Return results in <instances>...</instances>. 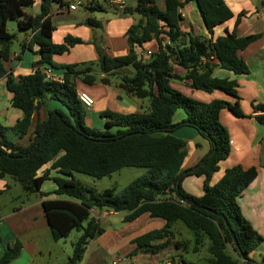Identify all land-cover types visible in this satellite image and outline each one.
I'll use <instances>...</instances> for the list:
<instances>
[{"label": "trees", "instance_id": "16d2710c", "mask_svg": "<svg viewBox=\"0 0 264 264\" xmlns=\"http://www.w3.org/2000/svg\"><path fill=\"white\" fill-rule=\"evenodd\" d=\"M76 1L41 0L40 14L23 18V9L32 6L34 0H0V80L7 79L10 103L22 112V118L14 126L5 127L0 123V179L9 177L25 194L45 198L42 207L53 241L68 238L73 230L82 232L73 245L69 264H80L89 243L104 233L99 221L92 217L93 210L124 213L127 223L145 214L165 222L162 229L135 238L132 255L139 251L160 254L171 247L176 251L191 249L199 253L208 242V264H256L250 254L264 239L243 216L238 200L257 178V169L235 166L227 169L218 183L210 184L219 163L231 153V139L221 122V112L228 110L236 117L244 116L237 81L217 79L213 76L214 70L219 68L236 76L248 74L249 68L239 53L261 35H236L235 30L244 16L241 13L234 31L226 30L224 36L214 40V28L232 17L224 6L215 9L213 20L208 23L209 37L183 33L181 10L197 0H164L165 10L158 8L157 0H137L135 8L125 9L126 14L141 16L126 33L129 53L114 58L101 57L98 64L107 77H117L119 88L126 94L148 100L150 109L147 113L132 114L105 111L100 115L105 120V130L97 131L85 123L75 83L78 78L93 84L95 77L88 75L90 69L80 72L76 65L53 62L54 56L82 44L80 39L67 37L62 45H56L52 39L53 5H58L60 10L69 9ZM203 3L206 15L211 5L207 0ZM83 8L92 13L102 11L97 0H90ZM12 20L17 21L19 30L33 33L31 41L22 44L23 49L38 46L41 58L38 65L63 70V82L48 80L45 69L40 67L27 76L7 72L4 63L10 59L15 38L7 29ZM87 21L96 24L91 18ZM152 41L157 43V51L149 59H141L137 49ZM175 65L185 71L183 76L175 73ZM129 66L135 70L133 76L118 71ZM174 80L188 81L193 89L206 93L218 90L237 101L235 104L223 100L203 103L173 89ZM101 82L107 85L108 79ZM49 100L59 102L65 111L48 109ZM41 109L45 110V118H37L30 131L33 118ZM179 110L186 114V119L174 124L173 118ZM257 110L262 114L255 120L264 126V106H258ZM182 126L197 130L208 141L212 152L196 173L187 170L183 177H205L201 197L187 194L182 188L183 179L178 186L184 172L187 146L174 132ZM9 136L13 137L11 141ZM27 136V145L14 142ZM47 166L49 168L44 170ZM125 168H145L147 172L120 193L116 188L98 192L74 178V174H83L104 179ZM52 171L57 173L56 177H51ZM49 180L55 183L56 189L44 193L41 189ZM85 222L87 226L83 225ZM179 222L191 232L193 240L177 239L173 227ZM21 248L19 242L8 247L0 264L16 259ZM169 264L191 263L180 254L172 256Z\"/></svg>", "mask_w": 264, "mask_h": 264}, {"label": "crops", "instance_id": "0c3cea01", "mask_svg": "<svg viewBox=\"0 0 264 264\" xmlns=\"http://www.w3.org/2000/svg\"><path fill=\"white\" fill-rule=\"evenodd\" d=\"M207 1L210 3L211 8L206 11V15L203 11V0L194 1L181 10L183 19L180 23V28L183 33L192 32L196 36L209 37L208 23L213 20L212 16L215 13V9L224 6L230 11L232 17L214 28V40L224 36L226 30L233 32L237 18L241 13H244V16L235 30L236 35L238 37L261 35L259 40L239 53V57L243 59L249 68L248 74L236 76L219 68L214 70L213 76L217 79L237 81L239 105L244 116L236 117L228 110L221 112V122L227 128L231 139V153L226 160L219 163V170L213 176L212 183L213 185L218 183L226 170L235 166H241L245 170L257 169V178L243 192L238 202L243 216L264 239V126L255 120L257 115L262 114L261 111L257 110V107L264 106V0ZM119 2H124V6H119ZM97 3L102 7V11L93 13L85 11L82 6L76 11H69V9L60 10L58 5H53L51 15V22L54 27L53 43L62 45L67 37L82 41V44L70 48L67 53L54 56L53 62L57 65H76L78 66L77 70L80 72L84 69H90L88 75L95 77L93 84L85 83L78 78L75 83L77 94L85 92L94 98L95 105L90 109L92 112L98 111L99 115L105 111L120 114L149 112V105L144 100L133 98L125 92L121 93L122 90L118 86V81L113 86L112 77H107L98 64L101 57L114 58L125 56L129 53L126 33L131 26L140 21L141 16L126 14L125 9L135 8L137 0H97ZM157 6L159 9L165 10L164 0H157ZM40 12L41 0H34L32 6L23 9V18L36 17ZM89 18L96 24H90L87 21ZM17 28L19 30V27ZM10 34L15 36L14 40L21 39V42H19L17 49L12 50L11 48L10 59L4 63L7 72L13 73L15 76H27L39 67L45 69V67L38 65L41 59L38 46L33 45L32 49H23L22 47L23 43L28 44L31 41L33 33L19 30V33L15 34L12 32ZM141 51L155 53L157 51V43L152 41L144 45L143 48H138V55ZM51 71L56 82H63V70L55 71L51 69ZM118 71L122 74L128 73L126 67ZM174 71L180 76L185 74V71L177 65L174 66ZM104 78L108 79L107 85L101 82V79ZM113 78L117 79L114 76ZM171 87L185 96L203 103L223 100L230 104H235L237 101V99L218 90L213 93L195 90L185 80H174L171 82ZM10 101L11 96L7 90V79L3 78L0 80V123L5 127L14 126L22 118V112L14 108ZM50 104L47 105V108L51 111L60 109L56 106L52 107ZM112 105H114L113 109L115 110H111L112 108L110 107ZM37 118L44 120V109H41L39 114L34 116L30 131L34 128ZM185 119L186 114L179 110L175 114L173 122L178 124ZM174 135L186 142L187 157L183 165L184 171L193 170L210 153L208 141L194 128L189 126L179 127L175 130ZM17 144L27 145L28 142L22 140ZM48 168L49 166L44 170ZM56 176L57 173L52 171L51 177ZM188 178L190 177L183 179L182 188L187 194L195 196L196 194L193 193L194 188H198L201 183L196 181V179ZM14 182L9 177L0 179V259L4 256L8 247H13L19 242L22 245L21 252L16 259L8 264H42L46 256L51 254L54 246L53 242H55L51 237L42 207V202L45 198H41L38 194H32L35 196V199H33L30 197L32 195H27L20 191ZM47 182L53 181L49 180ZM195 182L198 184L197 187L194 186ZM45 183L41 189L42 192L51 193L56 189V185L53 182L55 187L53 189L50 188V192L45 191ZM201 194L203 195V193ZM201 194L198 197H201ZM93 211L96 212L95 216ZM93 211L91 212L92 217L97 221H99L100 217L109 218L120 214L124 218L126 216L124 213ZM155 220H159L160 223H155V228L147 230L146 233H148L162 229L165 222L160 219H152L148 214L141 216L136 222L140 221L141 225L151 227L150 223L155 222ZM173 229L177 239L191 240L190 238H184V236H189V233L179 223H176ZM180 231L184 232V236L181 235ZM137 237L130 240L133 241ZM258 250H261L260 257L259 260H255L253 258L257 256L256 252ZM173 253L175 255L183 254L189 256L188 254L193 252L190 249L188 252L175 250ZM250 259L256 264H263L264 241L250 254ZM189 263L195 264L191 261Z\"/></svg>", "mask_w": 264, "mask_h": 264}, {"label": "rangeland", "instance_id": "374dc122", "mask_svg": "<svg viewBox=\"0 0 264 264\" xmlns=\"http://www.w3.org/2000/svg\"><path fill=\"white\" fill-rule=\"evenodd\" d=\"M17 27V21H9L7 26L8 32H13L15 34L19 33ZM19 42H21V39L13 40L12 50H15L19 47ZM126 69H128V73H126L128 76H133L135 74V70L133 67L129 66L126 67ZM55 71H58V69H55ZM111 81L112 85L114 86V83H116L118 79L112 77ZM121 93H124V91L122 90ZM144 101L149 105L150 108L149 101L146 99ZM49 103H51L50 105L52 107L56 106L65 111V108L59 102L49 100L48 104ZM110 108H112L111 110H115L113 109L114 105H112V107ZM83 111L85 115V123L88 127L97 131L105 130V120L101 118L98 111L92 112L90 109L85 108H83ZM147 112L148 111H146L145 113ZM7 138L9 141H11L13 137L9 136ZM27 139H29V136L25 137L23 141L27 142ZM14 142L17 144L20 142V140L14 139ZM146 172L147 169L145 168H125L120 172L114 173L110 177H106L104 179H95L83 174H74V178L84 186L95 189L98 192L116 188L117 193H120L134 180L146 174ZM189 177L190 178L188 179H196V181L201 183L198 188H194L193 193L196 195H191L193 197H198L201 193H203L205 177L196 175H190ZM14 183L17 188L24 193L23 189L21 190L22 187L20 188L17 182ZM197 185V182H195L194 186L197 187ZM210 185L213 186V183H211ZM54 187L55 186L53 182H46L44 190L50 192V188L53 189ZM30 197L35 199L34 195ZM93 214L95 216L96 212L93 211ZM123 218L124 217H122L121 214L118 216H111L109 218H99V222L101 227L104 229V233L97 236L89 243L86 253L80 264H167L172 256L175 255V253H173V251H175L173 247L164 251V254H162L163 252L160 254H152L144 251H139L137 254L132 255V251L135 247L130 239L145 234L147 230L149 231L155 228V223H160V221L155 220V222L153 221L150 223L151 227H145L140 224V221L136 222V220L130 223L123 222ZM87 224L88 222H85L83 225L87 226ZM179 224L187 233H189V236H184V232L182 233L180 231L181 235H183L184 238H190L191 240H193L191 232L182 223L179 222ZM81 235L82 232L73 230L68 238L63 239L59 242H53L54 246L52 248V252L50 255L46 256V259L42 264H69V258L73 253V245L78 241ZM260 251L261 250H258L256 252L257 256H255L253 259L259 260ZM188 255L189 256L185 255V257L195 264H208L206 260L209 257L208 242L205 247L200 250L199 253H190Z\"/></svg>", "mask_w": 264, "mask_h": 264}, {"label": "built area", "instance_id": "2783aa9c", "mask_svg": "<svg viewBox=\"0 0 264 264\" xmlns=\"http://www.w3.org/2000/svg\"><path fill=\"white\" fill-rule=\"evenodd\" d=\"M118 4L121 7L124 6V2H119ZM80 6H82L81 3L75 2L69 7V11H76V10H78V8ZM152 54H153L152 52L141 51L139 53V57L141 59H149L152 56ZM202 61L205 62V59H202ZM44 74L46 75V78L48 80L55 81V79H54V77L52 75V71L50 69H45L44 70ZM78 100L80 101L82 107L85 108V109H91L95 105L94 98L92 96H90L88 93H85V92H79L78 93ZM180 203L182 205H185L184 201H180Z\"/></svg>", "mask_w": 264, "mask_h": 264}, {"label": "water", "instance_id": "95a60500", "mask_svg": "<svg viewBox=\"0 0 264 264\" xmlns=\"http://www.w3.org/2000/svg\"><path fill=\"white\" fill-rule=\"evenodd\" d=\"M76 2H79V3H81V5H82V7H85V6H87L88 5V2H89V0H77ZM263 6V5H262ZM90 13V12H89ZM88 13V14H89ZM57 116H54V118H56ZM210 155H212V152H210L193 170H191V172L192 173H196L203 165H204V163H205V161H206V159L210 156ZM186 171H184L183 173H182V175H181V178H180V180H179V182H178V186L181 184V181H182V179H183V177L186 175ZM235 241V245L238 247V245H237V242H236V240H234Z\"/></svg>", "mask_w": 264, "mask_h": 264}]
</instances>
